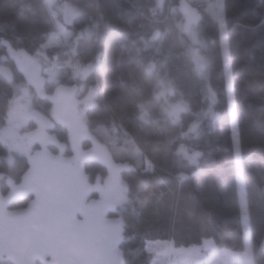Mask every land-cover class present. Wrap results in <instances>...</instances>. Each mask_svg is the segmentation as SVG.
<instances>
[{
	"label": "trees",
	"instance_id": "16d2710c",
	"mask_svg": "<svg viewBox=\"0 0 264 264\" xmlns=\"http://www.w3.org/2000/svg\"><path fill=\"white\" fill-rule=\"evenodd\" d=\"M182 2L58 0L61 5L80 8L82 15L73 26L67 25L74 39L83 35L70 55L63 48H52L49 55L61 60L74 57L82 68L91 62L95 66L92 84L97 85L98 94L86 111V146L101 145L111 155L109 144L116 148L133 144L138 149L142 165L132 158L116 160L134 167L120 173L127 185L126 205L112 213L125 222L122 249L126 264H152L147 246L156 240L188 248L213 239L220 248L244 251L247 241L238 167L246 191L248 239L255 264H264V0H219L232 73L239 158L227 83L213 81V63L203 71L207 75L201 74L206 66L196 69L192 39L180 26ZM56 29L45 0H0V62L8 59L4 42L34 56ZM155 32L158 37L152 40ZM200 37L206 51L213 47L215 40L205 34L203 26ZM15 77L9 81L0 73V126L17 94L15 83L26 81L20 71ZM163 77L175 81V99L184 105L178 122L167 115L165 99L159 96ZM181 147L198 152L197 162L180 154ZM8 157L0 140L3 193L8 191L6 179L19 182L28 168L25 156L14 163ZM86 171L94 182L107 169L90 162ZM99 195L96 190L93 197ZM27 203V199H18L12 208ZM0 264L13 263L1 259Z\"/></svg>",
	"mask_w": 264,
	"mask_h": 264
},
{
	"label": "water",
	"instance_id": "95a60500",
	"mask_svg": "<svg viewBox=\"0 0 264 264\" xmlns=\"http://www.w3.org/2000/svg\"><path fill=\"white\" fill-rule=\"evenodd\" d=\"M157 37L155 32L151 38ZM4 45L28 87L54 104L72 154L48 147L28 153L27 170L6 193L0 175V258L13 264H126L124 219L112 215L105 200L93 197L96 185L86 165L97 163L113 174L132 171L133 165L117 162L106 148L84 147L86 132L75 103L77 85L48 93L33 58L8 41ZM0 73L11 80L9 68ZM30 196L27 206L12 208L15 200Z\"/></svg>",
	"mask_w": 264,
	"mask_h": 264
},
{
	"label": "rangeland",
	"instance_id": "374dc122",
	"mask_svg": "<svg viewBox=\"0 0 264 264\" xmlns=\"http://www.w3.org/2000/svg\"><path fill=\"white\" fill-rule=\"evenodd\" d=\"M49 8L51 16L55 19L57 29L52 33L47 41H45L37 50L34 56H31L35 61L38 70L44 79V83L50 92L53 88L58 87L61 79L62 70L72 69L80 74V67L74 58L59 59L56 55H49L52 48H63L69 55L72 52L74 45L73 31L68 27V23L75 21L82 15V11L76 5L67 4L66 6L58 3V0H45ZM181 23L180 26L187 32L193 43L191 51L194 65L198 71H201L200 65L206 66V69L201 71V74L207 75L206 70L211 69V76L214 82L227 83L229 89V110L233 117L232 130L234 138V148L237 158L240 154L238 146V126L237 118L235 117L234 106V90L232 87V73L228 64V48L224 42L223 33L226 28L223 23L222 11L219 0H183L180 6ZM203 26L205 34H211L215 43L212 48L206 51L205 43L200 37V28ZM88 34L87 29L84 30ZM4 61L0 62V71L3 68ZM90 70H94L95 66L89 65ZM200 74V75H201ZM59 84V85H58ZM17 94L11 101V107L3 125L0 126V140L6 145L11 163L16 162L18 157L25 156L30 153V143L21 136L22 127L26 120L35 115L36 99L34 96L25 95L24 90L28 87L27 81L15 83ZM85 87H82L81 95L78 98V111L86 132V111L94 103V99L98 94L97 85L92 84L88 91L85 92ZM160 95L165 99V111L173 122H178L181 119L183 111V103L175 99L176 93L175 81L171 78H162L160 81ZM215 95H211V105L214 104ZM212 114V111H211ZM38 118V117H36ZM215 124V120H213ZM199 123H194V127H198ZM19 131V133H18ZM85 133V138L87 137ZM94 147H102L101 145L93 144ZM111 153L115 160L132 158L135 163L142 165L140 161L138 149L130 144L128 148L119 147L109 144ZM104 148V147H103ZM182 154L191 163H196L199 157L198 152H189L184 147L179 149ZM146 168H151L149 163H145ZM11 181L10 179H6ZM238 192L240 197V205L243 214V225L247 246L244 251H232L227 248H220L216 245L213 239H205L200 245L190 247L176 248L172 242L168 240H156L148 243L147 249L153 256L152 264H255L252 245L248 239L249 223L247 221V205L246 191L243 180L242 168L238 167L237 172ZM97 185L96 190L100 193L99 198L105 200L111 206L112 213H118L121 208L126 205L127 185L120 173L113 174V171L106 172L104 176L94 178ZM95 190V191H96ZM98 198V197H97ZM251 252V254L249 253ZM252 255V256H251ZM1 260V258H0Z\"/></svg>",
	"mask_w": 264,
	"mask_h": 264
},
{
	"label": "flooded vegetation",
	"instance_id": "af4514ba",
	"mask_svg": "<svg viewBox=\"0 0 264 264\" xmlns=\"http://www.w3.org/2000/svg\"><path fill=\"white\" fill-rule=\"evenodd\" d=\"M73 22L74 21L70 22L69 24L72 25ZM82 35H83L82 33H79V35H77L76 38L73 40L74 47L79 45L80 39H78V38L82 37ZM72 58H74V57H72ZM75 61L78 62V60H76V59H75ZM91 63L89 65H91V67H92L93 64H91ZM89 65H83V68L81 71L82 74H80L77 70L74 71L70 68L66 69V70H62V72H60L61 79L58 82L60 85L58 84L59 85L58 87L53 88L52 92H50L49 89L47 88V86L45 85L47 92L53 94V93H56L60 90H65L69 86L77 85L78 92L75 95V103L77 106V104H78L77 100L80 97L81 91H82L81 88L86 87V86L91 87L92 83L94 82L93 75H92V69L90 70V67H88ZM3 68H9L11 70L12 78L9 81H15L16 80L15 79L16 78L15 73L16 72L19 73V71H20L19 66L17 64H15L13 61L6 58L5 63L3 65ZM21 73L24 75L25 80L27 81L25 74L23 72H21ZM42 80L44 81V79H42ZM25 90L28 91L27 95L31 94L36 99V109H37V112H35V115L33 114L32 117H30L26 120V123H25L24 127H22V130H21L22 138H25L26 141L28 143H30V147H31L30 152H33V151L39 149L40 147H48L49 149H51L54 152L62 151L66 155H71L72 150H71V146L68 142V132H67V129L65 127H63L62 124L60 123L54 104L51 103L48 99H41L40 96L37 95L34 92V90L30 87H27ZM36 117H38V118H36ZM62 130H65L66 135L62 136V134H63ZM18 133H19V131H18ZM60 138H67V140L61 141ZM86 140L87 139L85 138L84 147L88 148L85 144ZM92 146H94V145H92ZM109 171H111V170L107 169V172H109ZM100 176H102V175L99 174L98 177L100 178ZM2 180H3V177L1 179V182H2ZM9 183H10V181L7 182V187L9 186ZM93 183H95V182H93ZM96 187H97V185H96ZM24 199H27V201L29 202L32 199V197L30 196V197H27Z\"/></svg>",
	"mask_w": 264,
	"mask_h": 264
},
{
	"label": "bare ground",
	"instance_id": "6f19581e",
	"mask_svg": "<svg viewBox=\"0 0 264 264\" xmlns=\"http://www.w3.org/2000/svg\"><path fill=\"white\" fill-rule=\"evenodd\" d=\"M43 81V80H42Z\"/></svg>",
	"mask_w": 264,
	"mask_h": 264
}]
</instances>
